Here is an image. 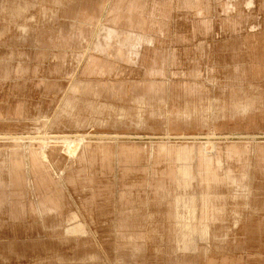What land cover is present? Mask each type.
Instances as JSON below:
<instances>
[{
	"label": "rangeland",
	"instance_id": "obj_1",
	"mask_svg": "<svg viewBox=\"0 0 264 264\" xmlns=\"http://www.w3.org/2000/svg\"><path fill=\"white\" fill-rule=\"evenodd\" d=\"M0 264H264V0H0Z\"/></svg>",
	"mask_w": 264,
	"mask_h": 264
}]
</instances>
